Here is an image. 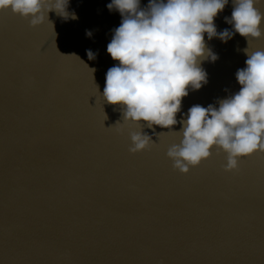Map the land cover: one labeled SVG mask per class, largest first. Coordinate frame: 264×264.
I'll return each mask as SVG.
<instances>
[{"label": "water", "instance_id": "obj_1", "mask_svg": "<svg viewBox=\"0 0 264 264\" xmlns=\"http://www.w3.org/2000/svg\"><path fill=\"white\" fill-rule=\"evenodd\" d=\"M109 3L69 0L78 19L52 11L37 26L0 11V264H264V152L226 171L213 148L188 173L174 169L167 151L183 125L126 121L103 97L122 22ZM233 8L215 19L231 39L205 34L218 59L202 62L208 81L189 90L178 121L237 93L244 49L264 50V36L247 41L226 21ZM141 130L155 143L132 153Z\"/></svg>", "mask_w": 264, "mask_h": 264}, {"label": "clouds", "instance_id": "obj_2", "mask_svg": "<svg viewBox=\"0 0 264 264\" xmlns=\"http://www.w3.org/2000/svg\"><path fill=\"white\" fill-rule=\"evenodd\" d=\"M228 2L149 0L142 8L141 0H111L107 5L119 11L122 22L107 45L119 63L107 71L103 97L122 106L126 121L170 130L181 123L182 138L168 148L167 156L173 168L183 173L209 159L213 148L227 154L226 171L238 169L242 157L264 152V50L250 53L248 47L244 49L248 58L246 67L236 73L241 85L237 93L220 100L219 107L194 105L186 118L177 119L189 90L200 89L208 81L202 62L218 59L207 46L205 34L208 40L219 37L224 42L234 35L229 29L218 32L215 24ZM259 2L233 0L231 17H225L246 39L264 36V12L256 7ZM68 5L69 0H0V11L10 9L37 26L49 20L52 11L65 20L78 19ZM88 58H95L91 50ZM130 138L132 153L155 143L142 130L130 132Z\"/></svg>", "mask_w": 264, "mask_h": 264}]
</instances>
